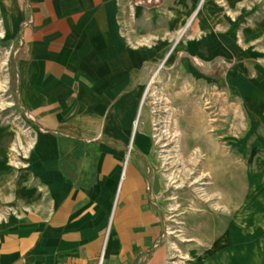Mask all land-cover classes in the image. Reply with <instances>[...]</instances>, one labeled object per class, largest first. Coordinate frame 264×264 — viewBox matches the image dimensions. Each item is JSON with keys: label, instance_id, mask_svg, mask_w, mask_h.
Listing matches in <instances>:
<instances>
[{"label": "crops", "instance_id": "crops-1", "mask_svg": "<svg viewBox=\"0 0 264 264\" xmlns=\"http://www.w3.org/2000/svg\"><path fill=\"white\" fill-rule=\"evenodd\" d=\"M145 1L0 0L27 119L20 132L0 124V264H97L118 251L123 264H151L161 253L141 134L143 153L127 156L135 100L163 54L151 44L167 9ZM232 83L264 125V73Z\"/></svg>", "mask_w": 264, "mask_h": 264}, {"label": "rangeland", "instance_id": "rangeland-1", "mask_svg": "<svg viewBox=\"0 0 264 264\" xmlns=\"http://www.w3.org/2000/svg\"><path fill=\"white\" fill-rule=\"evenodd\" d=\"M143 5L167 9L151 44L163 53L151 63L150 78L157 75L135 100L127 142L128 159L143 153L138 134L148 145L146 183L161 218L151 264H264V125L232 85L264 73V0ZM5 13L0 3V124L14 133L27 119L16 101L18 34ZM120 254L97 264H123Z\"/></svg>", "mask_w": 264, "mask_h": 264}, {"label": "bare ground", "instance_id": "bare-ground-1", "mask_svg": "<svg viewBox=\"0 0 264 264\" xmlns=\"http://www.w3.org/2000/svg\"><path fill=\"white\" fill-rule=\"evenodd\" d=\"M156 73H155V75L153 76V78L150 80V84H149V89H150V87H151V85L154 83V79L156 78ZM147 90V89H146ZM148 92V91H147ZM136 128H137V124H136V122H134V125H133V130H134V132H136L135 130H136ZM126 179V178H125ZM124 179V180H125Z\"/></svg>", "mask_w": 264, "mask_h": 264}]
</instances>
